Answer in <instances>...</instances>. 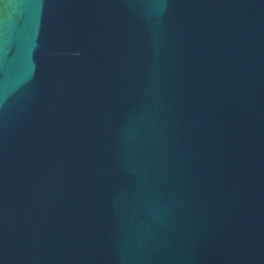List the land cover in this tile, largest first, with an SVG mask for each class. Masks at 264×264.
<instances>
[{
	"label": "water",
	"instance_id": "water-1",
	"mask_svg": "<svg viewBox=\"0 0 264 264\" xmlns=\"http://www.w3.org/2000/svg\"><path fill=\"white\" fill-rule=\"evenodd\" d=\"M0 264H264V0H0Z\"/></svg>",
	"mask_w": 264,
	"mask_h": 264
}]
</instances>
